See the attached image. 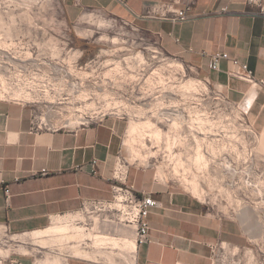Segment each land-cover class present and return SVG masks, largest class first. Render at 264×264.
<instances>
[{"label": "rangeland", "instance_id": "374dc122", "mask_svg": "<svg viewBox=\"0 0 264 264\" xmlns=\"http://www.w3.org/2000/svg\"><path fill=\"white\" fill-rule=\"evenodd\" d=\"M23 61L31 64L23 67ZM0 64L7 66L0 72V98L30 105L43 121L77 126L96 113L123 118L127 129L139 121L131 146L121 148L130 168L146 167L157 183L174 184L218 212L235 217L241 209L250 237L243 247L218 246L215 264H264V229L252 228L254 220L264 223V128L250 125L204 72L111 13L90 9L69 21L65 0H0ZM30 73L39 88L52 86L57 93L19 88ZM167 91L174 98H164ZM174 103L186 110L180 127L176 115L161 114ZM144 121L153 123L150 129ZM158 130L160 138L153 133ZM128 137L127 130L123 142ZM194 183L201 195L194 193ZM122 214L87 205L53 219L43 231L16 234L0 226V259L65 264L66 258L84 256L82 249L91 250L94 232L102 228L116 230L104 234L135 238ZM122 241L93 264H107L108 258L123 264Z\"/></svg>", "mask_w": 264, "mask_h": 264}, {"label": "crops", "instance_id": "0c3cea01", "mask_svg": "<svg viewBox=\"0 0 264 264\" xmlns=\"http://www.w3.org/2000/svg\"><path fill=\"white\" fill-rule=\"evenodd\" d=\"M65 1L71 22L85 10H101L154 36L163 50L201 70L222 87L250 125L264 128V82H261L264 80V16L259 15L257 6L248 4L247 0ZM173 1L178 8L191 5L186 20L172 22L143 17L147 6ZM223 8L227 11L223 12ZM218 51L247 63L254 71L255 81L230 76L234 68L230 60H223L219 70H211L209 57ZM127 127L123 118L111 114L73 129L36 130L30 105L0 99V172L12 192L7 200L0 188V226L16 234L43 231L53 219L80 210L88 200H108L113 193L112 174ZM43 169L48 174L38 173ZM18 177L20 180L16 181ZM127 182L159 202L148 216V240L137 246L135 238L104 234L116 230L102 228L97 234L108 237V244L96 245L93 238L91 250L82 249L84 256L66 258L65 264L102 263L97 256L107 248L113 253L121 247L120 239L125 245L121 249L124 253H119L123 264H215L218 246L243 247L250 237L239 214L241 209L235 217L218 212L205 200L174 184L157 183L153 172L146 167L130 168ZM98 228L95 224L92 230ZM97 234L94 232V237ZM130 241L136 243L134 258L130 253L133 251L126 246ZM105 261L114 264L109 258ZM2 264L31 263L9 257Z\"/></svg>", "mask_w": 264, "mask_h": 264}, {"label": "built area", "instance_id": "2783aa9c", "mask_svg": "<svg viewBox=\"0 0 264 264\" xmlns=\"http://www.w3.org/2000/svg\"><path fill=\"white\" fill-rule=\"evenodd\" d=\"M125 1V0H123ZM248 4H253L259 8V15L264 16V0H247ZM191 9L190 4H186L184 8H178L175 5V2H160L146 7L143 17H155L162 19H169L172 22L184 21L188 18L187 12ZM223 12L227 11V8H223ZM223 60H230L234 68L229 72L230 76L247 80L250 82L255 81L254 71L249 67L247 63L240 62L237 58H232L227 52H214L209 57V68L211 70H219L221 62ZM24 81H21V84H18L19 88H26L30 91L39 90L45 95L47 92L57 93L55 87L49 86L48 88H39V86L34 81L35 76L32 73L29 74ZM264 82V80H261ZM49 83V82H48ZM51 85V83H50ZM49 90V91H48ZM35 92V91H34ZM222 96L227 98V95L224 91L221 90ZM2 99V98H0ZM7 100V99H5ZM106 117L104 113H96L95 117L89 116L88 119L82 122V124L77 126H71L69 123L58 124L55 122H46L42 119H39L34 109H32V123L33 128L36 130H49V131H59L62 129H73L78 126H87L93 122L101 121ZM130 170V163L128 160L122 156L121 150L117 155L116 164L114 166V171L112 174V190L113 196L116 202L120 201L124 204L123 207L118 208L122 210V213L125 216V219L128 220L130 224H136L135 227V239L137 246L148 240L150 224L148 221V216L153 207L159 206V202L150 194L146 192H139L134 185L127 182L128 173ZM95 172V171H94ZM41 175L48 174V170L43 169L41 172H38ZM20 178H16V181H19ZM0 188H3L6 199L10 200L12 196L10 185L7 184L0 172ZM114 203V202H113ZM113 203L109 200L94 199L88 200L84 203V206L91 207H103L113 208ZM102 209V208H100ZM122 214V215H123ZM129 224V225H130ZM8 231V228H6ZM136 254V252H135ZM3 259H0V264H2Z\"/></svg>", "mask_w": 264, "mask_h": 264}, {"label": "bare ground", "instance_id": "6f19581e", "mask_svg": "<svg viewBox=\"0 0 264 264\" xmlns=\"http://www.w3.org/2000/svg\"><path fill=\"white\" fill-rule=\"evenodd\" d=\"M8 53V52H7ZM10 55V54H9ZM174 62V61H173ZM172 62V63H173ZM177 63V62H176ZM28 64H31V63H29V62H24L23 61V63H22V66L23 67H25V66H27ZM175 64V63H174ZM180 65H181V67H182V64L181 63H179ZM180 67V66H179ZM6 68H7V66L6 65H1L0 64V72H4V71H6ZM59 69V68H58ZM62 71V70H61ZM191 85V83H189V86ZM192 86V85H191ZM184 88H186V87H184ZM187 89V88H186ZM174 92L173 91H167L166 93H164V98H166V97H169V99H172V98H174ZM166 108V107H165ZM169 108V110H164V111H161V114H163V115H165V114H167V113H171V116H172V114L173 115H176V117H174V116H172V118H175V119H173L174 120V123H175V126H177V127H180V125L184 122V119H183V117H182V115H186L185 113V111L186 110H184V109H181V108H178V106H177V104H171L170 105V107H168ZM167 108V109H168ZM197 113V112H196ZM200 115V114H199ZM167 116H169L168 114H167ZM188 116V115H187ZM197 117H198V115H196ZM188 119V118H187ZM186 119V120H187ZM189 119H190V117H189ZM193 119L195 120L196 119V117L194 118H192V121H193ZM198 119H200V117H198ZM192 121H191V123H192ZM139 122V121H138ZM137 121L136 122H132V123H130V127L127 129L128 130V138H126V140L124 141V145H126V147L127 146H131V144H132V140H133V136H134V134L136 133V131H138V128L141 126V124L140 123H138ZM144 125L143 126H146L147 128L149 127V129L151 128V126L153 125V123H151L150 121H144V123H143ZM190 124V123H189ZM174 125V124H173ZM195 125V124H194ZM182 126V125H181ZM176 127V128H177ZM153 133L157 136V138H160V136H161V132H160V130H158V131H153ZM135 139V138H134ZM158 140V139H157ZM134 141V140H133ZM132 147H133V145H132ZM128 148V147H127ZM128 150V149H127ZM132 151V150H131ZM193 183V182H192ZM194 193L195 194H197V195H201L200 194V192H199V190H198V185H196L195 183H194ZM124 206V204L123 203H121L120 201H118V202H114L113 203V208H121V207H123ZM130 225H134L135 227H136V224H130ZM253 230H256V231H260L261 229H264V223L262 222V223H259L258 221H256V220H254V223H253ZM251 228V229H252ZM250 229V230H251ZM52 230H63V228L61 227V228H57V227H53V229ZM51 230V231H52ZM93 238H95V243L97 242V245H106V244H108V237H105V236H100V235H96L95 237H93ZM126 246L128 247V248H130L133 252H130L131 253V258H134L133 257V254H134V250L135 249H137L136 248V243L135 242H127L126 243ZM82 252V251H81ZM130 263H131V261H130Z\"/></svg>", "mask_w": 264, "mask_h": 264}]
</instances>
